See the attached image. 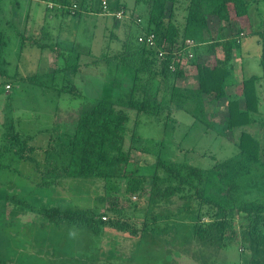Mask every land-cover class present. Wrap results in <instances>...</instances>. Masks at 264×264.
Returning a JSON list of instances; mask_svg holds the SVG:
<instances>
[{
	"label": "rangeland",
	"instance_id": "obj_1",
	"mask_svg": "<svg viewBox=\"0 0 264 264\" xmlns=\"http://www.w3.org/2000/svg\"><path fill=\"white\" fill-rule=\"evenodd\" d=\"M105 1L118 4L121 19L145 20L143 0ZM186 4V0L175 3L173 16L179 23ZM257 9L253 22L257 28L245 27V33L252 32L240 39L245 75L263 71L264 2ZM118 11L78 17L47 8L44 0H0V264H250L251 249L241 236L221 247L194 236V224L207 223L212 216L208 206L199 210L193 192L191 197L177 193L168 200L154 196L155 201L149 202L159 158L205 169L214 164L221 169L225 159L227 165L235 160L231 157L238 151L236 143L207 129L187 106L179 108L173 102L170 110L159 114L126 109L128 172L136 170L147 177L142 195L126 194L125 178L111 183L60 176L68 159L64 149L80 112L98 98L126 100L129 96L131 69L104 61V56L121 51L126 35L127 21L116 23L110 16ZM218 26L212 22L211 36L217 34ZM232 30L235 33L237 27ZM184 61L183 67L190 70ZM190 79L180 77L175 83L191 85ZM6 83L11 87H5ZM153 86L154 100L169 98L168 87L158 96ZM261 105L264 108V102ZM218 106L217 118L224 112ZM13 135L26 137L28 146L36 148L24 151L36 162L16 153L19 145ZM263 163L257 162L240 177L239 194L244 199L264 200ZM158 175L165 177L166 171L158 169ZM159 182L161 187L169 184ZM54 207L94 211V220L103 214L114 216L137 228L145 222L148 228L141 236L106 227L93 233L63 218L58 223L49 220L43 210ZM239 225L238 220L237 232Z\"/></svg>",
	"mask_w": 264,
	"mask_h": 264
},
{
	"label": "trees",
	"instance_id": "obj_2",
	"mask_svg": "<svg viewBox=\"0 0 264 264\" xmlns=\"http://www.w3.org/2000/svg\"><path fill=\"white\" fill-rule=\"evenodd\" d=\"M44 1L47 8L78 17L103 11V0ZM143 1L147 4L145 20L131 16L119 19L110 15L116 23L127 21L126 35L121 51L110 57L104 56V61H114L131 69L133 78L129 96L126 100L98 98L80 112L64 149L68 159L62 166L60 176L108 179L111 183L125 178V193L142 195L147 177L136 170L128 172L131 153L125 149L129 120L126 109L159 114L163 109L170 110L173 102L179 108L187 106L195 119L201 121L207 129L236 143L238 151L231 157L235 160L227 165L229 160L225 159L221 169L215 164L205 169L159 158L153 174L149 202L155 201L154 196L168 200L177 193H181L182 198L191 197L193 192L199 210L208 206L212 216L207 223L194 224V236L202 243L218 247L233 243L237 236H241L251 249L249 263L264 264V200L244 199L239 194L240 177L249 174L252 166L261 161L264 155V135L262 137L255 131L257 125L263 124V119L256 113L261 97L264 102V91L261 90L264 87V73L247 76L242 72L239 84H236L234 78L238 72L235 59L241 61L240 39L257 28V24L252 22L250 11L252 8L258 11L259 3L264 0H186L182 23L177 22L173 16L178 0ZM48 3L51 5L48 6ZM106 4L110 12L120 8L118 4L113 5L108 1ZM213 21L219 23L215 36L210 34ZM235 26L237 30L234 33L232 27ZM248 26L253 30L245 33V27ZM149 33L154 34L156 46L138 41L140 35ZM187 38L197 42L192 48L191 57L188 55L189 49L174 52L185 48ZM159 47L169 51L163 58L158 56ZM173 60L174 68L171 67ZM183 60L186 66H190L188 72L182 65ZM261 63L264 71L262 58ZM188 76L191 77V85L182 87L175 83L176 79ZM153 84L156 85L158 96L161 90L168 87L169 98L154 100L156 94L152 93ZM259 84L262 86L259 87ZM231 87H234L233 92L230 91ZM219 104L224 112L222 117L217 118L215 113L220 108ZM12 140L19 145L16 153L22 159L36 162L30 153L24 154L25 150L33 152L36 149L28 146L26 137L13 135ZM158 169L166 171V176L160 177ZM161 180L169 184L161 187ZM114 209L115 206H112ZM43 213L51 221L58 223L63 218L69 224L87 226L93 233L106 227L141 236L148 228L145 222L137 228L134 224L121 222L106 214L101 215L107 216L106 219L99 216L94 220V211L77 207L64 210L54 207L44 209ZM200 215L201 212L194 218L198 220ZM238 220L240 229L237 232Z\"/></svg>",
	"mask_w": 264,
	"mask_h": 264
},
{
	"label": "built area",
	"instance_id": "obj_3",
	"mask_svg": "<svg viewBox=\"0 0 264 264\" xmlns=\"http://www.w3.org/2000/svg\"><path fill=\"white\" fill-rule=\"evenodd\" d=\"M102 4H103V11L104 12H108L106 1L103 0L102 1ZM114 15L117 18L121 19L120 17L122 16V11H118L117 13H114ZM138 41H145L149 46H156V42H155L154 34L153 33H149L147 35H140L138 37ZM196 45H197V42L196 41H194L193 39L187 38L185 40V42H184L185 48L184 49H180L178 51H175L174 50V52L177 53V52H182L183 50L189 49V54L188 55L191 57L192 56V48L194 46H196ZM168 52L169 51L167 49L160 48L159 47V49H158V56L161 57V58H163V57H165L167 55ZM174 61L175 60H173V62L171 63V67L172 68H174V65H175L174 64ZM5 87L10 88V85L9 84H6ZM263 100H264V98H263ZM102 218L103 219H106V216H102Z\"/></svg>",
	"mask_w": 264,
	"mask_h": 264
},
{
	"label": "crops",
	"instance_id": "obj_4",
	"mask_svg": "<svg viewBox=\"0 0 264 264\" xmlns=\"http://www.w3.org/2000/svg\"><path fill=\"white\" fill-rule=\"evenodd\" d=\"M39 1H42V0H39ZM251 19H252V22H255V21H257L256 19H254V16H255V13H258L259 14V12L258 11H256L254 8H252L251 9ZM61 14H63V13H61ZM64 15V14H63ZM262 17H264V13H262ZM53 20V19H52ZM47 20H46V16H45V19H44V23L46 22ZM60 22H63V21H61L60 20ZM50 31V30H49ZM47 33H49L48 31H47ZM50 34V33H49ZM57 34H58V32H57ZM51 35V34H50ZM57 37H58V35H56ZM238 60V58H236L235 59V69H237L238 70V72L235 74V81H236V84H239V82H241V76H242V71H243V69H244V67H242V65H243V63L241 62V61H237ZM237 63H238V68H237ZM264 73V71H262L261 73H256V72H250L249 74H246L247 76L248 75H252V74H257V75H262ZM244 74V73H243ZM262 83L264 84V81H262ZM262 85L261 84H259V87H261ZM262 91H264V87H262V89H261ZM263 96H264V94H263ZM263 101H262V97H261V100H260V102H259V106H258V113H256L257 115H258V117H261L263 120H262V125H257V127H256V129H258V134L260 135V136H262L263 137V135H264V108H263V106L261 105V103H262ZM263 139H264V137H263ZM262 159H263V156L261 157ZM259 163L260 164H262L263 163V161L261 160V161H259ZM264 164V163H263Z\"/></svg>",
	"mask_w": 264,
	"mask_h": 264
}]
</instances>
